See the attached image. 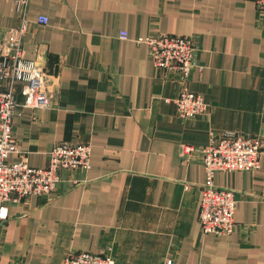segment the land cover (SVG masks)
<instances>
[{"label":"crops","instance_id":"0c3cea01","mask_svg":"<svg viewBox=\"0 0 264 264\" xmlns=\"http://www.w3.org/2000/svg\"><path fill=\"white\" fill-rule=\"evenodd\" d=\"M27 12L24 56L41 64L52 98L24 106V84L16 85L9 161L44 167L54 144L70 142L92 146L91 166L62 170L54 194L8 203L0 259L63 264L87 251L115 264H264V13L256 3L31 0ZM22 23L15 0H0V44L12 47ZM156 34L196 38L190 78L157 68L136 41ZM184 90L205 98L193 117L179 115ZM224 132L259 136L263 150L259 168L216 174L238 199L235 231L218 236L199 222L204 165L182 148Z\"/></svg>","mask_w":264,"mask_h":264},{"label":"built area","instance_id":"2783aa9c","mask_svg":"<svg viewBox=\"0 0 264 264\" xmlns=\"http://www.w3.org/2000/svg\"><path fill=\"white\" fill-rule=\"evenodd\" d=\"M31 0H15L20 17L21 36L13 46L0 44V80L6 88L0 91V227L9 216L8 203L31 195L54 194L61 181L64 169H84L91 166L92 146L85 143L59 142L49 151V162L44 167H34L26 161L10 162L9 156L16 152L13 118L17 112L16 85H24V106L44 108L51 104L52 86L41 64L28 60L22 48V35L27 29V11ZM258 10L264 13V0H253ZM38 22L47 24L49 19L40 16ZM126 39L128 32H120ZM145 43L154 65L171 71L182 80H187L196 66L198 43L192 36L156 34L136 37ZM180 116L193 117L206 108L204 96L196 91L184 90L175 100ZM263 139L259 136L224 132L215 135L201 147L186 144L182 157L198 154L206 170L203 185L199 222L205 233L218 236L235 231L237 194L234 189L220 187L215 183L216 174L254 170L261 165ZM0 264H8L0 259ZM63 264H115L111 255L82 251L69 254Z\"/></svg>","mask_w":264,"mask_h":264},{"label":"rangeland","instance_id":"374dc122","mask_svg":"<svg viewBox=\"0 0 264 264\" xmlns=\"http://www.w3.org/2000/svg\"><path fill=\"white\" fill-rule=\"evenodd\" d=\"M182 92H183V91H182ZM182 92H181V93H182ZM181 93H180V94H181ZM222 236H223V235H222Z\"/></svg>","mask_w":264,"mask_h":264},{"label":"bare ground","instance_id":"6f19581e","mask_svg":"<svg viewBox=\"0 0 264 264\" xmlns=\"http://www.w3.org/2000/svg\"><path fill=\"white\" fill-rule=\"evenodd\" d=\"M173 35V34H172ZM190 78V77H189Z\"/></svg>","mask_w":264,"mask_h":264}]
</instances>
